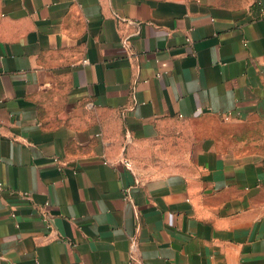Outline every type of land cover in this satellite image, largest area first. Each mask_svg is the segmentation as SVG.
Instances as JSON below:
<instances>
[{"label":"crops","instance_id":"crops-1","mask_svg":"<svg viewBox=\"0 0 264 264\" xmlns=\"http://www.w3.org/2000/svg\"><path fill=\"white\" fill-rule=\"evenodd\" d=\"M260 1L0 0V264H264Z\"/></svg>","mask_w":264,"mask_h":264},{"label":"rangeland","instance_id":"rangeland-1","mask_svg":"<svg viewBox=\"0 0 264 264\" xmlns=\"http://www.w3.org/2000/svg\"><path fill=\"white\" fill-rule=\"evenodd\" d=\"M236 130H240L243 138L242 142L246 148H262L264 150V125H261L258 122L243 123L242 126Z\"/></svg>","mask_w":264,"mask_h":264},{"label":"built area","instance_id":"built-area-1","mask_svg":"<svg viewBox=\"0 0 264 264\" xmlns=\"http://www.w3.org/2000/svg\"><path fill=\"white\" fill-rule=\"evenodd\" d=\"M259 4H261V1H260ZM261 5H262V4H261ZM262 7H263V6H262ZM263 9H264V7H263ZM53 160H54V161H57L56 158H54ZM127 165H128V163H127ZM2 188H3V184L0 182V191L2 190Z\"/></svg>","mask_w":264,"mask_h":264},{"label":"water","instance_id":"water-1","mask_svg":"<svg viewBox=\"0 0 264 264\" xmlns=\"http://www.w3.org/2000/svg\"><path fill=\"white\" fill-rule=\"evenodd\" d=\"M261 4H262V6L264 7V0H261Z\"/></svg>","mask_w":264,"mask_h":264}]
</instances>
